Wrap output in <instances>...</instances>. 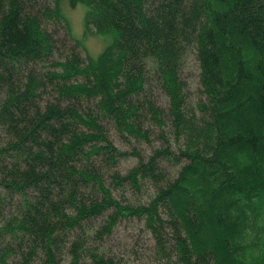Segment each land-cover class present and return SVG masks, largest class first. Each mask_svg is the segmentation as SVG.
I'll return each mask as SVG.
<instances>
[{"label":"trees","instance_id":"trees-1","mask_svg":"<svg viewBox=\"0 0 264 264\" xmlns=\"http://www.w3.org/2000/svg\"><path fill=\"white\" fill-rule=\"evenodd\" d=\"M60 1L0 0V264H119L123 219L154 264H264V0H69L96 59Z\"/></svg>","mask_w":264,"mask_h":264},{"label":"rangeland","instance_id":"rangeland-1","mask_svg":"<svg viewBox=\"0 0 264 264\" xmlns=\"http://www.w3.org/2000/svg\"><path fill=\"white\" fill-rule=\"evenodd\" d=\"M86 9L87 6L81 2L71 5L69 0L60 1V10L68 22L72 38L79 43L83 55L96 59L101 51L112 42L113 35L86 31L84 21ZM182 76L188 82L192 102H195L200 97V92L197 62L193 53L188 54L184 61ZM121 147L129 149L123 144ZM141 148L145 152L149 151V147L146 145ZM135 162L136 158L129 156L121 162L120 170L125 172ZM165 167L170 176H174L179 165L168 163L165 164ZM127 197L135 199L138 197V193L130 192ZM105 243H108L109 247L113 249L111 251L119 264H154L152 253L154 239L141 221L136 219L121 220Z\"/></svg>","mask_w":264,"mask_h":264}]
</instances>
